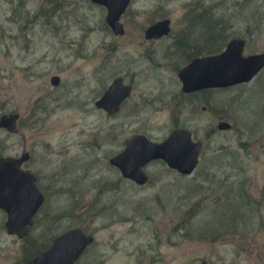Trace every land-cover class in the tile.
<instances>
[{
    "label": "rangeland",
    "instance_id": "1",
    "mask_svg": "<svg viewBox=\"0 0 264 264\" xmlns=\"http://www.w3.org/2000/svg\"><path fill=\"white\" fill-rule=\"evenodd\" d=\"M106 17L90 0H0V118L21 116L17 134L0 130V158L30 153L46 196L22 240L0 210V264H26L75 228L95 239L78 264H264V70L189 98L178 76L189 52L174 45L216 55L241 38L245 55L264 53V0H133L124 36ZM163 19L170 37L147 41ZM120 76L135 89L109 116L96 102ZM180 127L203 144L192 176L156 161L140 187L110 165L129 139L160 143Z\"/></svg>",
    "mask_w": 264,
    "mask_h": 264
},
{
    "label": "water",
    "instance_id": "2",
    "mask_svg": "<svg viewBox=\"0 0 264 264\" xmlns=\"http://www.w3.org/2000/svg\"><path fill=\"white\" fill-rule=\"evenodd\" d=\"M90 1L107 9L108 26L116 36H123L125 28L121 19L132 0ZM170 30L171 20L163 19L147 29L146 38L150 40L168 35ZM246 45L245 39H233L222 53L194 59L179 73L182 91L190 94L202 90L229 89L252 82L264 70V53L246 56ZM51 84L58 87L61 78L52 77ZM131 91L132 87L124 84L122 78L117 79L98 99L96 107L114 116L120 112ZM19 118L18 114L2 116L0 129L17 132ZM231 128V124L226 121L218 124L221 131ZM202 148V142L194 140L191 130L178 128L160 143L143 134L129 139L124 150L109 163L120 172L123 179L142 187L150 182L145 168L156 161L164 162L170 170L181 176H192L201 163ZM28 158L29 155L24 154L21 159L5 158L0 161V208L8 215L9 233L18 234L20 238L28 234V227L33 224L34 216L45 202L34 175L19 168ZM94 242V237L82 228L71 229L57 237L47 251L26 264H75Z\"/></svg>",
    "mask_w": 264,
    "mask_h": 264
},
{
    "label": "flooded vegetation",
    "instance_id": "3",
    "mask_svg": "<svg viewBox=\"0 0 264 264\" xmlns=\"http://www.w3.org/2000/svg\"><path fill=\"white\" fill-rule=\"evenodd\" d=\"M133 1V0H132ZM129 9V8H128ZM128 11V10H127ZM126 11V12H127ZM125 15V14H124ZM123 15V16H124ZM170 20V19H169ZM155 24V23H154ZM124 25V24H123ZM153 25V24H152ZM151 25V26H152ZM150 27V26H149ZM148 27V28H149ZM110 28V27H109ZM124 28H125V25H124ZM147 28V29H148ZM147 29H146V31H147ZM112 31V30H111ZM146 31H145V39L147 40V41H155V42H158V41H161V40H165L166 38H168V37H170V35H171V31H172V28H171V30H170V32H169V34L168 35H164V36H161V37H155V38H153V39H147L146 38ZM112 33H113V31H112ZM114 34V33H113ZM125 34H126V29H125ZM124 34V35H125ZM115 35V34H114ZM123 35V36H124ZM246 40V39H245ZM247 42V41H246ZM174 45H175V47L177 48V50L179 51H183V52H189L188 53V64H190L194 59H196V58H201V57H205V56H210V55H212V54H209V55H202V54H199V52L200 51H198V49H197V47L195 48V51H196V53L195 54H193L192 53V51L194 50V49H192V45L190 44V42H189V39L187 38V37H179V38H177V39H175V43H174ZM247 46V45H246ZM246 49V48H245ZM198 53V54H197ZM247 56V55H246ZM187 64V65H188ZM186 65V66H187ZM186 66H184L183 68H185ZM182 68V69H183ZM181 69V70H182ZM180 70V71H181ZM263 72V71H262ZM180 73V72H179ZM179 76V75H178ZM120 78H122L123 79V83L124 84H126V85H130L131 87H132V91H131V95L129 96V98L122 104V106H121V110H122V108H123V106H124V104L130 99V97L132 96V94H133V92H134V89H135V85H134V83H132V81H127L126 80V78L125 77H122V76H120V77H117V78H115L113 81H112V83L115 81V80H117V79H120ZM111 83V84H112ZM182 83V82H181ZM110 84V85H111ZM109 85V86H110ZM108 86V87H109ZM182 88H183V84H182ZM108 89V88H107ZM106 89V90H107ZM106 90H105V92H106ZM213 90H224V89H213ZM208 91H212V90H202V91H199V92H194V93H190V94H186V93H184L183 91H182V93L183 94H185L187 97H192V96H194V95H196V94H199V93H203V92H208ZM104 92V93H105ZM191 103V102H190ZM205 109V108H204ZM120 110V111H121ZM102 111H104V110H102ZM105 112V111H104ZM120 113V112H119ZM15 114H17V113H15ZM118 114V113H117ZM117 114H115V115H117ZM9 115H11V114H9ZM19 115V114H18ZM109 115V114H108ZM4 116V115H3ZM20 116V115H19ZM20 120H21V116H20V118H19V120H18V125H17V132H9V131H7V130H5V129H0V130H5L6 132H8V133H10V134H17L18 132H19V122H20ZM180 128H186V127H180ZM175 129H178V128H175ZM174 129V130H175ZM188 129V128H187ZM190 130V129H189ZM192 133H193V131H192ZM193 138H194V133H193ZM194 140H195V138H194ZM196 141V140H195ZM24 154H28L29 155V158H28V160H26V161H24L22 164H21V166L19 167L22 171H24V172H28V173H31V174H33L34 175V177H35V179H36V185L39 187V185H38V179H37V176L32 172V171H30V170H26L25 169V165L27 164V163H29V161L31 160V154L30 153H24ZM24 154H22L20 157H2V158H0V161L2 160V159H5V158H14V159H21L22 157H23V155ZM200 160L202 161V156L200 157ZM153 163V162H152ZM151 164V163H150ZM146 172V171H145ZM39 189L41 190V188L39 187ZM41 192L43 193V191L41 190ZM44 194V193H43ZM44 196H45V194H44ZM45 201H46V196H45ZM44 204H45V202H44ZM44 204L41 206V208L39 209V211L37 212V214L34 216V218H33V224L31 225V226H29L28 228V234L26 235V236H24L23 238H20L19 237V235L18 234H10L9 233V230H8V228H7V222H8V215H7V213L3 210V209H1L0 208V210L2 211V212H4L5 213V215H6V217H7V221H6V223H5V228H6V231H7V233L10 235V236H15V237H17L18 239H20V240H22V239H25V238H27L28 236H29V234H30V228L34 225V222H35V218H36V216L40 213V211H41V209L43 208V206H44ZM84 230V229H83ZM69 231V230H68ZM85 231V230H84ZM67 232V231H66ZM86 232V231H85ZM65 233V232H64ZM87 233V232H86ZM88 234V233H87ZM62 235V234H61ZM89 235V234H88ZM60 236V235H59ZM58 236V237H59ZM90 236H93V235H90ZM57 238V237H56ZM55 238V239H56ZM54 239V240H55ZM54 240L52 241V243L49 245V246H47L46 247V249H45V251H47L51 246H52V244H53V242H54ZM93 246V244H91L89 247H87V249L85 250V252L81 255V257L77 260V262L75 263V264H78L80 261H81V259L86 255V253H87V251L91 248ZM45 251H43V252H45ZM42 252V253H43ZM42 253H40L39 255H41ZM39 255H37V256H35L34 258H32V259H30L29 261H31V260H33V259H35L36 257H38ZM29 261H27V262H29ZM91 264H93V257L91 258Z\"/></svg>",
    "mask_w": 264,
    "mask_h": 264
},
{
    "label": "trees",
    "instance_id": "4",
    "mask_svg": "<svg viewBox=\"0 0 264 264\" xmlns=\"http://www.w3.org/2000/svg\"><path fill=\"white\" fill-rule=\"evenodd\" d=\"M209 171H210V169H209ZM222 232H224V231H222ZM222 232H218V233H212V234H214V235H215V234L219 235V233H222Z\"/></svg>",
    "mask_w": 264,
    "mask_h": 264
}]
</instances>
